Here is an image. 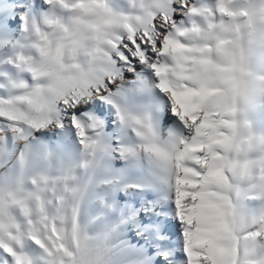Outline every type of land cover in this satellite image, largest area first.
<instances>
[{
  "label": "snow or ice",
  "instance_id": "1",
  "mask_svg": "<svg viewBox=\"0 0 264 264\" xmlns=\"http://www.w3.org/2000/svg\"><path fill=\"white\" fill-rule=\"evenodd\" d=\"M0 264H264V0H0Z\"/></svg>",
  "mask_w": 264,
  "mask_h": 264
}]
</instances>
